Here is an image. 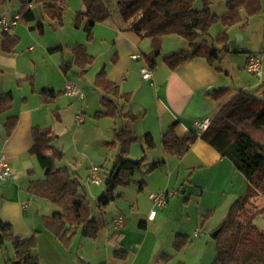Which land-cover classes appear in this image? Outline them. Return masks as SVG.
Wrapping results in <instances>:
<instances>
[{"label":"crops","instance_id":"0c3cea01","mask_svg":"<svg viewBox=\"0 0 264 264\" xmlns=\"http://www.w3.org/2000/svg\"><path fill=\"white\" fill-rule=\"evenodd\" d=\"M197 1L200 2L202 8L203 0H196L195 3ZM206 1L211 12L216 16H221L226 12V3L229 0ZM11 4L12 0L0 5V15H5L11 19L15 14H18V10L16 12L11 10ZM217 4L222 8L215 9L214 6ZM29 7L31 8L30 5ZM1 8H4V10H1ZM77 8L76 10L73 9L70 16L71 25L75 12L83 9L80 5ZM241 15L244 17L243 22L237 24L239 28L232 32L233 26L226 28L221 23L223 30L220 33L226 30L230 40H233L235 35H242L243 38L239 41L237 37L236 46L231 48L232 52L221 60L219 70L214 65L208 64L204 58L192 59L176 69L170 70L164 64L163 57L184 51L187 46L183 40L180 42L175 38H169L176 35H167L161 38L160 56L156 60L155 68L151 70L152 77L148 81L142 79L141 69L147 67L143 56L151 51L150 40L143 33L138 34L130 30L139 18L124 22L118 12L111 13L106 22L95 25L91 40H87L83 36L85 33L81 28L76 29L72 26L76 31V37L72 43H69V41L63 42L62 40L54 42V48H60L61 50L62 47H66L70 53V59H62L61 64L71 60L69 48L75 44L84 45L87 53L94 58L86 73L93 67L92 73L96 77L97 73L104 69L107 80L118 88L119 94L126 95L123 113H126L127 118L120 119L121 128L135 133L137 136V140L129 147L128 154L133 155L127 158L135 161L145 157L140 169L131 176V182L137 185V191L142 192L138 195L130 210L134 217L143 219L138 226L141 227L142 224L144 227L141 228L150 226V223L152 224L157 219L156 210L162 213V217L173 218L176 216L179 204L178 200L174 199L176 190L182 189V194L189 195L186 202H189L193 197L199 199L197 208L194 211L195 214L192 215L195 220L193 228H179L173 233V243L178 235L188 238L189 243L183 249L190 244L188 233H192V230L193 235H197V228L202 229L206 224H208L206 229L210 230L215 217V223L217 222L219 224L217 226L220 227L230 207L239 198L241 200L236 211V218L240 222L247 223L264 213V198L262 196L247 195L245 177L234 168L227 158L222 157L202 139L197 138L181 157L168 155L161 145L162 136L170 127L173 128L175 135L179 138L189 132L197 136L202 134L197 131L195 122L204 118L211 119L225 102L241 90L264 97V0H260V11L257 14L247 19L245 12L241 11ZM17 24L4 32L5 35L8 33L10 36L19 39L11 32ZM50 25L54 26L51 23ZM249 25H251L250 30H246L245 28ZM4 33L0 36V75L4 74L7 69L14 71L13 81L17 84L13 85L16 91L11 87L7 89L0 88V95L10 92L13 97L11 108L1 114L6 115L3 123L4 133H0V156H3L9 164L11 175L7 180L0 181V219L11 224L16 236L28 238L37 234L35 255L38 257L40 264H42V252L44 256H49L52 259L51 261L56 263L61 253L59 242L54 239L47 229L43 228V223L41 224L43 216H51L58 212L54 208L56 205L48 201L53 205L48 206L45 202L35 198L38 196L28 192L30 182L44 178V172L37 161L36 155L32 152L34 146L32 130L33 128H49L55 134L53 129L46 125V122H48L46 120V107L55 102L56 99L45 103L40 90H53L50 89L52 88L51 85L47 84L44 87L36 88L32 77L16 70L17 58L12 55L16 46L12 51H7L2 46ZM96 41L104 46L103 52L94 53L92 51V53H89ZM32 48L29 47V50H33ZM99 57L104 58L96 64ZM250 57L260 59L261 76H256L246 69ZM61 64L60 69L63 71ZM67 71L63 72L66 73ZM85 74H80L78 69V75L83 76ZM30 79H32L34 87L31 86ZM26 82H29V85ZM208 88H211V91L206 94ZM102 96V92L91 96L93 102L88 93L83 95L82 99L68 97L81 101L80 105L76 104V107L73 108L68 125L74 122L77 131H79L85 126L98 129V125L102 124L105 136L109 137V134L117 129L115 127L117 122L112 127L111 120L114 118L100 114L103 111L101 106ZM120 103H123V100ZM57 112L58 109L53 111L54 119L64 123ZM84 112L91 114L93 117L89 119L88 115H84ZM79 114H82L81 122H77L75 119ZM10 118H16L17 122L14 129L7 135L5 123ZM147 134L152 137L154 148L144 152L142 138ZM136 142L140 144V148L136 146ZM116 155L113 156L110 168H112ZM39 168L42 172L38 171ZM136 172L139 173V176L133 179ZM163 192L168 194V199L165 206L160 208L149 199V195ZM206 193L208 196L204 201ZM145 202L146 206H144ZM40 209H44L48 213L38 216L37 212ZM146 210H148L147 214ZM151 211L156 214L152 220H149L148 215ZM205 215H207L206 218ZM189 217L187 215L188 219ZM124 228L123 224L120 230ZM173 250L175 249L173 248ZM163 255L170 256L166 253H163ZM117 260L119 259L117 258ZM109 264L120 263L109 259Z\"/></svg>","mask_w":264,"mask_h":264},{"label":"trees","instance_id":"16d2710c","mask_svg":"<svg viewBox=\"0 0 264 264\" xmlns=\"http://www.w3.org/2000/svg\"><path fill=\"white\" fill-rule=\"evenodd\" d=\"M11 0H0V5ZM112 0H80L83 9L75 12L72 26L81 28L87 40L93 36V28L97 24L106 22L110 16L109 4ZM196 0H114L117 12L124 22L136 21L131 31L143 33L150 40L151 51L143 59L148 69L153 70L156 60L160 56L161 38L167 35H176L186 44V50L163 57L164 64L174 70L182 64L195 58H204L208 64L220 69L219 63L232 52L229 46L230 38L226 30L208 44L206 37L210 27L219 21L226 28L240 24L260 11V0H229L226 3V12L216 16L211 12L209 4L203 0V7L195 9ZM67 0H32L39 8L40 16L51 24L63 27L64 16L67 11ZM20 21L25 24L34 22L36 16L29 4L22 1L18 9ZM44 33V25L36 23L29 27ZM5 35V33H4ZM3 35V36H4ZM19 39L8 33L3 37L2 46L12 51ZM60 50V48L50 49ZM71 60L63 62L61 68L65 72L72 66L85 74L94 61L82 44H75L69 48ZM31 86L34 87L32 79ZM102 93L101 106L104 108L101 115L114 119L127 118L123 113L126 95H121L118 88L106 78L102 69L97 73L94 81ZM40 94L45 103L56 99L57 93L53 90L42 89ZM123 100V103L120 101ZM13 103L10 92L0 95V115L7 112ZM17 119L10 118L5 123L7 135L14 129ZM32 137L34 146L32 152L44 172V178L30 182L28 192L43 198L56 205L59 211L51 216H43L44 227L61 244L68 246L78 228L83 237L94 239L99 232L95 218L90 217V202L87 193L82 188L79 179L66 168L55 165L63 153L54 144L57 136L49 128H33ZM200 138L213 147L222 157L227 158L234 168L240 172L247 182V195L262 196L264 198V97L246 91H239L225 102L211 118L208 129L199 136L189 132L183 137H177L172 127L162 136L161 145L165 153L181 157L190 145ZM137 140L135 133L125 128L115 129L110 141L106 145L118 148L112 168L105 173L103 184L105 194L97 202V206H106L115 199V190L125 187L131 182L133 173L140 169L145 157L139 160L127 158L130 145ZM143 151L154 148L150 135L142 138ZM82 189V191H81ZM241 198L230 207L224 221L218 228L219 233L214 238L215 259L213 264H264V231L254 223V218L247 223L236 218V211ZM205 218L207 215L204 216ZM141 227H144L142 224ZM6 242L11 243L13 256L11 264H40L35 255L37 239L35 235L28 238L16 236L11 224L0 219V248ZM189 240L186 236H176L173 248L182 250ZM115 258L123 259L126 252L115 250ZM164 263L170 256L160 257ZM105 264V263H102Z\"/></svg>","mask_w":264,"mask_h":264},{"label":"rangeland","instance_id":"374dc122","mask_svg":"<svg viewBox=\"0 0 264 264\" xmlns=\"http://www.w3.org/2000/svg\"><path fill=\"white\" fill-rule=\"evenodd\" d=\"M22 1L28 2L36 18L31 24H25L19 21L17 26L11 30L12 34L18 36L20 39L15 47V51L12 53L17 58L16 70L27 74L28 77H32L36 88L50 84L52 87L50 89L58 93L55 102L46 107V120H48L46 125H49L58 136L55 146L63 153V157L57 159L55 165L68 169L79 179L90 202V217L95 218L100 226L99 233L94 239L83 237L80 229H78L68 246L59 242L61 253L56 263L51 261L52 259L49 256H44L42 252V264H109V259L111 261L116 260L120 264H163L160 261L163 253L172 257L165 264H213L215 259V242L211 238V235L219 228L217 226L219 224L217 222L215 223L216 217L212 221L210 230L206 229L208 225L206 224L202 229L197 228V235H193V230L192 233H188L190 244L185 249L176 251L172 248V237L176 229H184L185 227L186 229L193 228L195 220L192 215L195 214L194 211L199 202V199L195 197L189 202H186L189 195L182 194V189L176 190L174 194V199L179 202L176 216L173 218L162 217V213L156 210L157 219L146 228L138 226L143 219L134 217L130 211L138 195L142 194V192L139 193L137 191V185L132 182L125 187L117 188L114 192L115 199L108 205L97 206V201L104 196L106 188L104 184L93 186L88 183L89 169L97 167L102 173H107L111 169L113 156L116 155L118 150L114 146L109 147L106 145V142L111 140L114 131L108 137L107 135L105 136V130L102 124L98 125V129L85 126L79 131H77V126L74 125V122L68 125L73 108L76 107V104L80 105L81 101L63 95L62 91L65 82L74 84L81 90L83 95L88 93L89 97L100 94L101 91L94 87L93 82L95 76L92 73L93 67L83 76L78 75V67L76 66H72V68L64 73L60 69V64L62 59H70L69 51L66 47H62L61 50L50 51V49H54L55 47L54 42L62 40L63 42L69 41V43H72L74 41L76 31L71 25L70 16L73 9H78L77 7L79 5L82 8V4L80 0H67V13L64 16V26L57 27L50 25L48 19L40 16L39 9L32 3V0H12L11 10L16 12L21 6ZM214 7L215 9L222 8L219 4ZM194 8H201L199 1L194 4ZM1 10H4V8H1ZM109 11L112 14L117 12L114 0L109 4ZM36 23H42L44 25V33L42 35H39L37 30H29V27ZM238 28V25L233 26L231 32ZM250 28L251 25L245 29L250 30ZM222 30L223 26L221 22L213 23L210 27L209 35L206 37L207 43L212 44L213 39ZM83 36L86 38L85 35ZM234 37H238L239 41L243 38L242 35H235ZM169 38H175L182 42V39L177 36H171ZM29 47H33V50H29ZM103 50L104 46H101L96 41L92 49L89 50V53H92V51L94 53H101ZM103 58L99 57L96 64L100 63ZM13 73L14 71L7 69L4 74L0 75V88L7 89L11 87L14 90L13 85L17 83L13 81ZM26 83L29 85V82ZM92 98L91 101L93 102ZM56 109H58L57 113L63 119L64 123H60L54 119L53 111ZM102 110H104L103 107ZM84 113V115H88L89 119L93 117L91 114ZM5 115L0 116V133H4L3 123ZM111 122L112 127L117 122L115 124L117 129H120L122 126L120 119H113ZM136 144L140 148V144L138 142ZM132 155L128 154L127 157L130 158L129 156ZM38 171L42 172L40 168ZM137 176H139L138 172L134 174L133 179H136ZM207 196L208 194L206 193L204 195V201L207 199ZM35 198L41 202H45L48 206H53L45 199ZM144 206H146V202ZM54 208L59 211V208L56 206ZM31 209L33 210L32 206ZM46 213L48 212L44 209H40L37 212L38 216ZM147 213L148 210H146ZM187 215L190 216L189 219ZM120 216L124 219L125 228L118 230L121 232H117L111 228V223ZM201 219L200 221H202ZM254 223L259 229L264 231V213L256 216ZM42 226L46 230L43 224ZM35 237L37 239V234ZM115 250L125 251L127 254L123 259L117 260L113 255ZM12 256L11 243L6 242L0 248V264H11L10 259Z\"/></svg>","mask_w":264,"mask_h":264},{"label":"built area","instance_id":"2783aa9c","mask_svg":"<svg viewBox=\"0 0 264 264\" xmlns=\"http://www.w3.org/2000/svg\"><path fill=\"white\" fill-rule=\"evenodd\" d=\"M20 15L15 14L11 19L7 18L5 15H0V36L8 31L11 27L17 24V22L20 21ZM246 69L255 74L256 76H261L262 69H261V61L257 57H250L248 58ZM141 76L142 79L145 81H148L152 77V72L148 68L141 69ZM63 94L67 97L71 98H83V94L81 90L76 87L74 84L70 82H65L64 88H63ZM76 121L81 122L82 116L78 115L76 116ZM210 118H204L202 120H198L195 122V127L199 133L205 132L209 125H210ZM11 175V168L5 158L3 156H0V181L7 180ZM104 176L100 172V169L97 167H92L89 169L88 174V183L93 186H98L103 183ZM149 199L158 207L162 208L165 206L168 194L166 192L160 193V194H151L149 195ZM155 216V212L151 211L148 215V219L152 220ZM124 219L120 216L116 219H114L111 223V228L115 231L120 230L123 227Z\"/></svg>","mask_w":264,"mask_h":264},{"label":"water","instance_id":"95a60500","mask_svg":"<svg viewBox=\"0 0 264 264\" xmlns=\"http://www.w3.org/2000/svg\"><path fill=\"white\" fill-rule=\"evenodd\" d=\"M236 40H237V37H235L233 40H230V41H229V46H230V48H234V47L236 46ZM212 89H214V88H212ZM210 91H211V88H208L206 94H209ZM218 233H219V230L217 229V230L211 235V238L214 239Z\"/></svg>","mask_w":264,"mask_h":264}]
</instances>
